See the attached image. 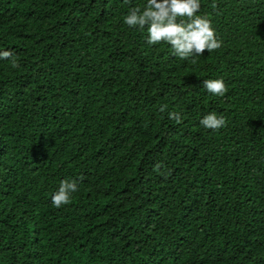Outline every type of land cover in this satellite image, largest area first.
<instances>
[{
  "label": "trees",
  "instance_id": "16d2710c",
  "mask_svg": "<svg viewBox=\"0 0 264 264\" xmlns=\"http://www.w3.org/2000/svg\"><path fill=\"white\" fill-rule=\"evenodd\" d=\"M146 3L0 0V264H264V0H200L222 46L186 60Z\"/></svg>",
  "mask_w": 264,
  "mask_h": 264
},
{
  "label": "clouds",
  "instance_id": "9594fccd",
  "mask_svg": "<svg viewBox=\"0 0 264 264\" xmlns=\"http://www.w3.org/2000/svg\"><path fill=\"white\" fill-rule=\"evenodd\" d=\"M128 3V0H125ZM212 8L217 6L213 3ZM200 11V0H147L143 9L132 7L123 19L129 28L147 31L146 44L156 45L161 42L171 47V55L181 60L202 55L205 50L212 52L222 45L216 38L210 19L196 15ZM178 18L180 19L179 22ZM2 58L10 61L12 68L19 67L18 58L10 52H4ZM203 88L213 96L223 97L227 87L222 79H204ZM167 105H162L160 112H165ZM168 118L181 122L179 113L169 112ZM200 125L209 130H219L226 126V120L216 113L205 115ZM157 168L160 165L156 166ZM79 190L75 180L61 181L59 188L51 196V204L59 209L70 203L72 195Z\"/></svg>",
  "mask_w": 264,
  "mask_h": 264
}]
</instances>
